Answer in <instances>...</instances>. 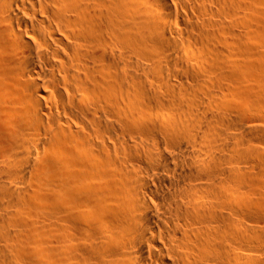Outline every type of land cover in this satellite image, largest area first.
<instances>
[{
  "label": "bare ground",
  "instance_id": "bare-ground-1",
  "mask_svg": "<svg viewBox=\"0 0 264 264\" xmlns=\"http://www.w3.org/2000/svg\"><path fill=\"white\" fill-rule=\"evenodd\" d=\"M0 264H264V0H0Z\"/></svg>",
  "mask_w": 264,
  "mask_h": 264
}]
</instances>
